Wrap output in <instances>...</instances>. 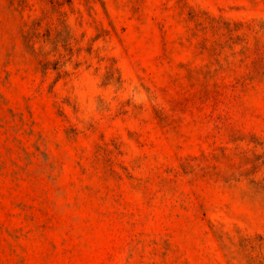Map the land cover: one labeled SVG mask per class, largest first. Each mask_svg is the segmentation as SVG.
<instances>
[{"label":"rangeland","instance_id":"1","mask_svg":"<svg viewBox=\"0 0 264 264\" xmlns=\"http://www.w3.org/2000/svg\"><path fill=\"white\" fill-rule=\"evenodd\" d=\"M0 264H264V0H0Z\"/></svg>","mask_w":264,"mask_h":264}]
</instances>
